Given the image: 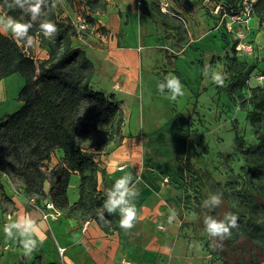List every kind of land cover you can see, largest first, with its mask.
<instances>
[{
    "label": "rangeland",
    "instance_id": "rangeland-1",
    "mask_svg": "<svg viewBox=\"0 0 264 264\" xmlns=\"http://www.w3.org/2000/svg\"><path fill=\"white\" fill-rule=\"evenodd\" d=\"M64 1L61 0L56 7L60 14L66 11ZM241 1L244 7L252 2V12L246 20L237 18V15L221 12L216 3L206 0H133L137 9L135 15L129 10L131 7L127 3L128 0H109L107 8L113 7V10L119 13L123 29L132 28L131 32L134 33L138 31L140 38L157 33L160 37L156 41L161 39V43L146 47L145 53L143 52L144 57L154 59L157 63L145 69H153L159 83L168 73L177 76L181 81L184 95L175 101H170L169 118V122L177 128L175 132L178 134L172 139H167L168 146L156 150L160 147L153 146L154 143L167 142L152 141L147 125H141L140 133L145 158L157 167L156 171L160 172L165 168L166 172L159 173L160 179L163 180L164 176L168 175V183L185 192L183 193L187 205L185 208L189 210L185 220L189 217L190 224L196 223L195 227L186 225L183 229L185 234L188 232L191 234V244H198L199 251L205 245L204 251L210 252L212 259L221 260L224 264H240V261H246L253 255L264 264V256L261 255L260 249L248 237L234 239V232L238 228L231 230V237L226 239L221 247L213 248L210 246L211 242L203 224V216L207 210L202 208V201L210 192L222 193L223 202L220 207L207 214L222 217L224 212L231 211L237 216L244 214L242 216L244 222L251 215L257 217V220L264 221V209L263 211H254L253 208L246 210L247 207L242 204V188L245 181L242 170L244 164L242 148L257 142L255 129L247 117V110L238 105L241 100L238 96L244 93V97H247L248 92L237 89L234 92L237 101L234 102L228 91L230 80L242 63L247 64L244 72L249 84H264V75H262L264 23L260 22L264 7L258 3V0ZM164 6L166 10L162 8ZM76 8V13H80L78 4ZM158 8L168 14V17L163 19L169 26L163 25V19L157 13ZM100 14L91 12L92 18L82 14L84 21L81 19L74 21L77 31L80 24L85 22V28L78 32L80 37L92 34L99 42H102L103 38L109 40L111 28L107 26L106 21L103 23L98 17ZM223 17L226 18L225 25L222 23ZM21 45L27 47L35 58L41 55L32 52L31 49L35 50V47H28L23 41ZM36 59L40 60L39 57ZM184 60L192 69L197 67V72L191 77V83L178 69V63ZM205 65L211 71L226 74L223 86H218L210 78H205L203 75ZM115 88L120 90L122 86L118 83L115 84ZM16 109L18 110L14 108L7 113H13ZM101 126L105 127V125ZM135 126V123H132L130 128L128 126L126 128L127 135L124 134L123 141L126 139L124 146L127 147H123L122 141L114 150L103 151V159L123 158L122 150L128 148V134ZM161 132L169 134L173 130L167 132L164 126ZM132 133L136 134L135 131ZM140 151L142 153V150ZM164 161L169 162L159 164ZM55 166L46 162L44 168L50 173ZM75 182L76 177L73 176L72 185ZM13 184L17 188L18 185L15 182ZM1 185L0 177V264H45V262L58 261L57 244L60 238L52 228L42 229L39 232L44 237V241L38 243L30 256L23 254V249L16 241L7 239L4 234V226L9 223L7 214L12 213V220L15 221L18 217L25 216L30 206L24 198L13 194L12 188ZM50 187L51 183L46 180L44 183L46 197ZM70 194L72 197L73 188L70 189ZM46 197L41 198L40 201L46 203L48 201ZM62 217H64L63 213L57 219L48 221H56ZM189 250L197 251L194 247H190Z\"/></svg>",
    "mask_w": 264,
    "mask_h": 264
},
{
    "label": "trees",
    "instance_id": "trees-1",
    "mask_svg": "<svg viewBox=\"0 0 264 264\" xmlns=\"http://www.w3.org/2000/svg\"><path fill=\"white\" fill-rule=\"evenodd\" d=\"M83 1L91 12L103 13L109 0ZM209 1L229 15L241 14L245 8L241 0ZM258 3L264 7V0H258ZM2 12L15 18L21 15L19 9L5 7ZM46 12V18L57 27L56 34L50 39L45 38L39 31L38 23L33 24L29 34L37 36L41 45L47 48L48 58L37 60L20 43L0 34V80L13 73H19L25 79L19 94L22 107L0 121L1 186L12 188L13 194L18 196L14 191L15 182L21 191L18 197L24 198L30 210L35 208L29 202L31 198L35 199V204L45 207L46 203L40 199L46 197L44 183L48 180L51 187L46 198L65 217L95 220L105 232L112 233L119 229L120 217L118 213L108 214L102 207L106 193L100 188V177L104 174L101 156L103 151L114 150L122 143L125 114L113 94L108 95L93 87L96 68L85 49L72 43L73 36L80 35L74 21L59 18L56 8L49 7ZM157 13L162 19L168 17L160 8ZM260 22L264 23V12ZM162 23L169 26L165 19ZM222 23L226 24L225 17ZM246 67L247 64L242 63L236 69L228 91L234 102L237 101L234 96L237 89L248 92L247 97L244 93L238 96L241 98L238 105L247 110L257 142L242 148L245 175L242 204L247 207L246 210L263 211L264 84H249L244 72ZM57 151L62 152L61 159L48 173L45 163ZM74 173L80 178L79 198L71 203L68 188ZM99 211H104L107 223L99 219ZM242 216L244 214L238 216L239 227L234 232V239L248 237L264 256V221L251 215L244 222ZM45 264L60 263L51 261ZM240 264L261 262L253 255L246 261H240Z\"/></svg>",
    "mask_w": 264,
    "mask_h": 264
},
{
    "label": "crops",
    "instance_id": "crops-1",
    "mask_svg": "<svg viewBox=\"0 0 264 264\" xmlns=\"http://www.w3.org/2000/svg\"><path fill=\"white\" fill-rule=\"evenodd\" d=\"M64 3L66 5L64 13L60 14L56 9L61 19L77 21L82 19V14L91 15L83 0H65ZM127 3L131 7L129 10L135 15L137 9L133 0H128ZM77 4L81 10L78 11L80 13H76ZM2 13L0 9V14ZM98 17L103 23L106 21L107 26L111 28L109 40L103 38V41L99 42L95 35L88 34L86 37L73 36L72 43L84 48L95 65L93 87L108 95L113 94L123 109L125 114L123 133L127 135V126L130 128L132 123L136 125L133 129L136 134H133L132 130L128 134V148L122 150L124 156L119 155L123 158L117 160L115 157H110L105 160L101 156L104 174L100 177V188L106 193L117 179L131 175L138 190L134 203L139 219L131 230L125 231L119 226L118 230L108 233L95 220L83 221L64 216L56 220L57 222L52 220L51 223L43 219L41 213L35 208L27 210L26 215L35 220L38 232L52 228L58 235L59 243L67 247L65 264H224L221 260L212 259L211 253L204 251L205 245L200 248V251L189 250L192 245L191 234L189 232L185 234L183 229L186 225L195 227L196 223L190 224L189 217L188 223L185 220L189 212L185 208L187 207L184 201L186 198L183 196L185 192L179 187L164 183L159 173L166 172L165 168L160 172L156 171L157 167H154L143 155L141 125L149 126L148 134L152 141L167 142V139H172L178 134L175 132L177 128L169 122L170 100L159 92V79L153 69H145L153 67L157 61L144 57L143 52L145 53L146 47L159 45L161 39L158 42L156 40L160 36L154 33L152 36L140 38L138 31L134 33V31L131 32L132 28L123 29L120 23L121 17L117 11L113 10V7L107 8V11ZM7 36L11 37L10 34ZM33 41L32 47L36 49H31L32 52L41 53L37 56L40 59L48 58V50L40 45L39 38L35 36ZM24 49L30 53L27 47ZM178 69L190 83L191 77L197 72V67L192 69L185 60L178 63ZM24 82L23 76L19 73L10 74L0 80V121L11 114L7 112H11L14 108L19 110L22 107L23 101L20 100L19 94ZM118 83L122 86L120 90L115 88V84ZM164 126L167 132L172 130L173 132L162 133ZM125 142L126 139L122 144L124 148L127 147L124 146ZM168 145L169 142L153 144L155 147H160L156 150H161ZM56 154L49 161L51 166H55L61 159L62 152L57 151ZM73 176L76 177V182L72 185ZM72 177L68 188L71 203L79 198L80 183L78 174H72ZM137 180L139 183H136ZM71 188H73L72 197ZM170 207L177 213L171 224L168 223ZM160 225H163V230L159 227Z\"/></svg>",
    "mask_w": 264,
    "mask_h": 264
},
{
    "label": "clouds",
    "instance_id": "clouds-1",
    "mask_svg": "<svg viewBox=\"0 0 264 264\" xmlns=\"http://www.w3.org/2000/svg\"><path fill=\"white\" fill-rule=\"evenodd\" d=\"M61 0H3L0 9L7 8L9 10H20V18H15L7 12L0 14V34L9 35L18 44L23 41L26 46H34L33 37L29 34L33 24L38 23L39 31L43 33L45 38H52L57 27L55 23L46 18V9L49 7L55 9ZM28 17L27 20L24 18ZM44 17V18H42ZM203 75L206 79L218 86H223L226 74L211 71L205 65ZM158 90L166 99L175 101L178 97L184 95V90L179 78L171 73L165 75L164 79L159 83ZM139 183V180L136 181ZM138 190L136 184L133 183L131 175H125L116 180L113 187L106 192V199L103 202V209L110 215L119 214V226L125 231L131 230L136 221L139 219L138 210L134 203ZM223 202L222 193H208L207 197L202 201V208L207 212L221 206ZM203 216L204 230L210 239V246L213 248L221 247L223 242L231 237V230L238 228L237 214L226 211L222 217H216L207 214ZM99 219L107 223L104 211L98 212ZM177 213L174 208H169L168 223L171 224L176 218ZM9 223L4 226V234L10 241H16L23 249L25 256H30L37 248L38 243H43L44 237L39 234L37 225L31 216H20L15 221L12 217H8ZM163 230V225L159 226ZM191 247L199 250V245Z\"/></svg>",
    "mask_w": 264,
    "mask_h": 264
},
{
    "label": "built area",
    "instance_id": "built-area-1",
    "mask_svg": "<svg viewBox=\"0 0 264 264\" xmlns=\"http://www.w3.org/2000/svg\"><path fill=\"white\" fill-rule=\"evenodd\" d=\"M209 1V0H206ZM167 4V3H166ZM164 10H166V7H162ZM219 8V6H218ZM252 12V2L248 5L245 6L244 11L241 14H237V18L246 20ZM81 20H85L84 18ZM82 28H85V22L80 24V27L78 28V31L80 32ZM120 168H122V166H120ZM163 182L164 183H168L169 182V176L165 175L163 178ZM14 191L16 192V194L18 196H21V191L16 188L14 186ZM30 203H32L34 205V207L41 213L43 219H45L46 221L51 220V219H57L59 216L62 215V211L60 209H58L54 203L50 200H48L45 204V207H41L37 204H35V200L34 198H31ZM8 217H12V213H8L7 214ZM66 251H67V247L61 245V244H57V253H58V261L60 264H65L66 260H65V255H66Z\"/></svg>",
    "mask_w": 264,
    "mask_h": 264
}]
</instances>
